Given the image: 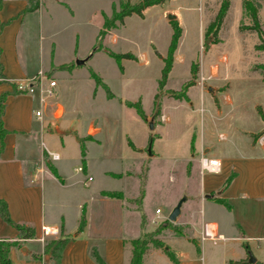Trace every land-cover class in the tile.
<instances>
[{"label": "rangeland", "instance_id": "rangeland-1", "mask_svg": "<svg viewBox=\"0 0 264 264\" xmlns=\"http://www.w3.org/2000/svg\"><path fill=\"white\" fill-rule=\"evenodd\" d=\"M34 1V6L39 2L40 11L26 18L16 45L21 55L24 49L28 51L29 65L42 73L40 86L51 92L50 108L44 109L42 140L36 128L35 144L40 149L42 141L49 152H56L59 160L53 165L64 184L74 183L61 189L44 176L45 214H50L51 204L56 201L65 222L70 224L74 213L71 205L83 201L89 192L91 195L98 188L118 191L129 199L123 201L134 210L123 215L128 250L131 239H143L144 235L162 245H150L143 264H172L163 254L164 249L178 264H245L248 254L255 264L263 263L264 240L239 239L248 237V231L243 233L237 225L235 212L213 199L198 197L202 182H219L214 194L230 174L242 172L250 183L257 174L242 158L257 154L259 147L253 145L250 149V145L261 137L264 140V80L263 72L257 68L264 66V52L253 48L254 43L260 44L261 37L264 42V0H248L256 8L260 36L252 30H240L252 27V23L241 0H228L229 8L215 44L214 38L206 34V27L220 0H164L143 8L140 16L123 18L100 39L97 35L104 18H110L120 3L131 6L141 0ZM167 15L175 19L168 21ZM174 24L180 27L181 36L171 69L159 90L162 59ZM107 51L128 53L133 59L116 62ZM89 53L91 57L84 66L74 65L75 59ZM51 62L70 67L49 69ZM209 64L219 67L220 79L216 82L208 74ZM91 73L112 94L111 99L101 85L95 86ZM50 81L55 83L53 88L48 85ZM188 82L192 84L186 88V99L170 96ZM203 85L212 88L216 97L207 93ZM224 95L231 99L232 106L222 104ZM124 102H139L144 120ZM155 105L159 107L157 116ZM218 107L220 114L216 112ZM150 121L152 130L148 129ZM88 127L90 132L85 134ZM55 128L64 134L56 135ZM79 140L91 182H86L87 175L72 172L81 166ZM148 144L150 155L146 151ZM201 144L208 148L203 156L222 161L217 174L200 171ZM103 172L120 174L121 178L104 176ZM70 176L73 177L68 180ZM140 186L143 193L136 201ZM205 195H209L206 189L201 196ZM182 198L179 216L175 223H169L168 213ZM165 220L167 223H163ZM209 220L217 222L218 233L226 239H218L215 244L200 241V226ZM48 238L44 245L50 241Z\"/></svg>", "mask_w": 264, "mask_h": 264}, {"label": "crops", "instance_id": "crops-1", "mask_svg": "<svg viewBox=\"0 0 264 264\" xmlns=\"http://www.w3.org/2000/svg\"><path fill=\"white\" fill-rule=\"evenodd\" d=\"M34 2V0H2L0 8V23L3 25L0 29V65L1 75L4 79L0 81V95L7 94L1 117L3 134L0 140V200L5 202L9 217L14 223L30 226L34 230L33 239L20 240L18 246L9 249V264H44V244L37 241V238L41 236V227L48 230H57V234L49 238L46 237L48 239H54L58 235L66 239L59 253V264H96L92 257L93 254H96L103 264H128L130 250L126 247V239L123 237V232L125 231L123 215L134 210L131 207L129 208L127 203H124L123 200L127 202L129 199L124 198L122 193L101 188L94 190L91 195L89 192L83 201L81 200V202L71 205L74 208V213L70 224L65 222L64 214L58 210L61 205L56 201L51 204L50 214L46 215L44 212V176H47L61 189H68L74 183L64 184L65 180L61 178L57 166L53 165V162L59 160V155L54 152L58 155V159L56 161H46V153L49 151L45 148L42 141L40 142V149L35 144V129L38 128L39 139L42 140L41 133L44 128L43 120L39 122L33 115L34 109L32 108L35 106V97L27 94H10L12 85H29L36 74L40 72L38 69L35 72V69H32L29 65L28 51L24 49L23 55H21L16 45L26 18L31 13L40 11L39 2L37 10L33 11ZM255 45L257 44L254 43L253 46ZM256 52L263 53L264 51ZM76 57L79 58V56ZM176 58L180 60V56ZM61 65L67 66L66 63L53 64L51 62L49 69ZM208 67V74H210L211 78L215 82L219 80V67L215 64H209ZM223 91L220 92L223 93ZM212 93L216 97L215 91ZM221 102L225 107L233 105L227 95L223 96ZM216 112L220 114V107H218ZM89 130L90 128L88 127L85 134L90 132ZM60 132V134L56 132L55 134H64L62 131ZM219 137L222 136L219 135ZM253 145L259 147L257 154H254L253 157H248V159L242 158V161H246L247 166L254 173H257L253 177L254 181L251 183L246 182L243 173L239 174L237 172L233 174V178L228 184L229 186L227 185L226 188L222 186L215 191L216 193L221 190L220 195L215 198L223 196L220 199L224 200L226 204L228 202L233 203L228 205L229 210L235 212L237 225L242 229L243 233L248 231V237L243 235L239 239L264 240L263 138L261 137V144L253 142L250 145V149H253ZM203 146L202 144L199 146L201 155L208 152V148L204 149ZM217 160L221 166L222 161ZM81 167L83 170L81 173H74L73 168V174H84L86 176L87 163L83 161ZM50 168L54 171L57 178L51 174ZM47 170L49 171L48 174L45 172ZM103 174L110 177L119 175V177H112L121 178V175L116 173L103 172ZM72 177L70 176L68 180L72 179ZM88 177L90 178V176L87 175L86 182H91L92 178L88 181ZM82 184L86 186L85 182ZM218 185L219 182L212 185H204L202 182L198 198L200 200L204 198L201 194L205 189L209 195L214 196L215 193L212 194V192L218 188ZM105 192L119 193L120 198L104 197L101 194ZM131 199H134V197ZM81 214H83L84 218V227L80 232H76ZM206 223L215 227L216 233L222 240L226 239V237L218 233L219 226L217 222L209 220L203 224ZM203 224L200 228H202ZM136 225L139 228V224L136 223ZM16 238V231L0 220V240L14 241ZM27 243L32 246L28 247ZM144 258L145 254L142 264L145 261ZM261 264H264V262Z\"/></svg>", "mask_w": 264, "mask_h": 264}, {"label": "trees", "instance_id": "trees-1", "mask_svg": "<svg viewBox=\"0 0 264 264\" xmlns=\"http://www.w3.org/2000/svg\"><path fill=\"white\" fill-rule=\"evenodd\" d=\"M164 0H141L140 3H137L135 5L131 6H124L121 3L118 5V10L117 11H112V15L110 18H104L101 28L98 31V38L100 39L102 36L106 35L109 33L111 30H114L118 24L122 23L123 18L131 15V14H137L141 15V11L143 8L148 7V6H153L161 3ZM2 0H0V8H1ZM241 5L242 9L246 12V15L249 17L252 27L249 28H244L240 27V30L243 29H248L252 30L255 32L257 36L261 35V30L259 28L258 20L256 17V8L255 6L248 0H241ZM37 5L33 6L32 9H36ZM229 8V1L228 0H220L218 10L213 18L212 21H210L207 24L206 27V34L211 35L214 40L212 41L213 44L217 43L215 41L216 34L221 26L222 20ZM2 24L0 23V29L2 28ZM181 36V29L177 24H174L172 26V33L170 35V40L169 44L166 49V54L165 57L162 59L163 61V66L160 70V79L158 80V88L159 90L163 87L167 75L171 69L172 61H173V54L177 48L178 41ZM98 47V46H97ZM255 51H264V42L263 38L261 37L260 44L255 45L254 47ZM204 50H206V47H204ZM108 55L111 56L112 58L115 59L116 62H118L120 59H128L131 60L133 59L131 54L125 53V54H112L111 52L107 51ZM70 66L66 65H61L60 68H69ZM261 72H263L262 79L264 80V66H258L257 67ZM90 78L94 80L95 86L101 85L104 90L106 91V97L108 99H111L113 96L111 93H109L108 89L100 82V80L93 74H90ZM3 77L1 75V65H0V81H3ZM192 83L188 82L185 84L180 91L174 93L171 92L169 93L170 96H172L176 100L180 99H186L185 97V92L186 88L190 86ZM11 95H19V94H25L23 91H18L16 89L15 85H12V91L10 93ZM7 94H1L0 95V140L3 134V130L1 128V117H2V112H3V106H4V100ZM126 107L134 109L135 113L138 115L139 118L144 120V114L143 111L140 107L139 102L131 103V102H124L123 103ZM155 116L159 115V107L158 105H155L154 108ZM79 153L81 156V163H83V157H84V147L79 140ZM51 174L57 178L56 174L54 171L50 168ZM145 172V170H143ZM114 177H119V175H112ZM233 178V174L230 175L226 182L224 188L230 183L231 179ZM142 189L140 186V192H139V197L136 199V201H139L140 197L142 196ZM104 197L107 198H120L119 193H109L105 192L101 194ZM217 204L225 207L227 210H229V205L226 204V202L220 198H214L213 199ZM0 220L7 226L13 228L16 233H17V238L14 241H9V240H0V264H9V259H8V251L11 247H16L18 246V243L20 240H29L34 238V230L32 227L21 224V223H14L8 214L7 206L4 201L0 200ZM166 220L163 222L165 223ZM167 223V222H166ZM84 227V218L83 214H81L80 219L78 221L77 225V230L76 232H80L82 228ZM163 227L160 226L159 229L156 232H159L160 229ZM176 233L180 236L181 233L177 232ZM66 239L63 238L61 235H58L54 239H50L44 246H43V254H49V261L48 263L44 264H59V253L60 250L62 249L63 245L65 244ZM153 246L154 248H161L162 245L160 242L153 237L149 235H144L143 239H134L130 241V256L128 260V264H142V259L145 254V251L148 249L149 246ZM163 254L167 257V259L172 263V264H177L176 259L174 256L168 252V250L164 249ZM93 260L96 264H103V262L100 260V258L96 255H92ZM230 264V263H229Z\"/></svg>", "mask_w": 264, "mask_h": 264}, {"label": "built area", "instance_id": "built-area-1", "mask_svg": "<svg viewBox=\"0 0 264 264\" xmlns=\"http://www.w3.org/2000/svg\"><path fill=\"white\" fill-rule=\"evenodd\" d=\"M42 73L38 72L37 75L32 79L29 85H23L19 84L16 85V89L18 91H23L25 94L34 96L36 107L33 110L34 118L41 122L43 120L44 115V109L49 107V100L51 99V92L49 90H43L40 86V76ZM49 87L53 88L55 86L54 81L49 82ZM259 144H261V138L257 141ZM58 159V155L56 153H46V161H56ZM199 165H200V171L206 172L208 174H217L220 170V163L217 159L207 158L203 155L199 157ZM82 167H76L73 169L74 173H81ZM88 181L91 180V178H87ZM155 214H158V210H155ZM57 234V230H48L43 227H41V236L37 238V241L41 244L44 243L46 237L48 236H54ZM200 241H210L211 243L215 244L218 239H221V237L216 233V229L213 225L210 224H203L200 232Z\"/></svg>", "mask_w": 264, "mask_h": 264}, {"label": "water", "instance_id": "water-1", "mask_svg": "<svg viewBox=\"0 0 264 264\" xmlns=\"http://www.w3.org/2000/svg\"><path fill=\"white\" fill-rule=\"evenodd\" d=\"M166 19L168 21H171V20L175 19V17L173 15H167ZM205 43H208V38L206 39ZM90 57H91V53H89L83 59H75L74 60V65L75 66H84V64L87 62V60ZM203 87L205 88L206 92H209V93H212L213 92L210 87H205V85H203ZM154 114H155V112H154ZM148 129L149 130H152L151 121L148 123ZM54 130L58 134L61 133L57 128H55ZM146 151H147L148 155H150V144H148V146L146 148ZM220 193H221V190L220 191H217L214 196L213 195H205L204 196V199H213L215 197H218L220 195ZM183 200H184V198L180 199L176 203V205L168 213L166 220L169 223H175L177 217L180 214V207H181V204H182ZM48 259H49V254L47 253L43 257V263H47L48 262ZM255 263H256V260L250 254H248L247 259L245 260V264H255Z\"/></svg>", "mask_w": 264, "mask_h": 264}, {"label": "bare ground", "instance_id": "bare-ground-1", "mask_svg": "<svg viewBox=\"0 0 264 264\" xmlns=\"http://www.w3.org/2000/svg\"><path fill=\"white\" fill-rule=\"evenodd\" d=\"M213 71H214V69H213Z\"/></svg>", "mask_w": 264, "mask_h": 264}]
</instances>
